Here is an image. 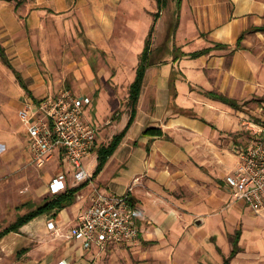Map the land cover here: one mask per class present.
I'll return each mask as SVG.
<instances>
[{"label": "crops", "instance_id": "obj_1", "mask_svg": "<svg viewBox=\"0 0 264 264\" xmlns=\"http://www.w3.org/2000/svg\"><path fill=\"white\" fill-rule=\"evenodd\" d=\"M169 3L176 5L173 13L178 25L161 30L170 15L166 11ZM164 9L156 23L138 114L126 137L72 204L56 216H40L0 240V264H224L233 249L229 236L238 230L242 231L241 251L231 264H243L249 251L260 253V221L250 218L248 212L252 211L242 202L227 206L233 196L226 177L221 180L222 189L217 187L218 178L229 174L218 163H230L231 158L225 156L227 143L237 142L234 135L246 128L249 122L243 121V116L247 114L207 93L234 98L241 104L252 96L264 97V32L253 31V27L264 25V0H182L181 5L177 0H167ZM158 11V0H0V43L6 47L10 38L25 36L30 29L47 28L51 20H75L80 21L96 49L103 50L113 39V49L118 53L135 50L141 56ZM143 20H149L144 32ZM157 35L165 36L158 44ZM242 36V48L236 49ZM23 47L21 42L18 48ZM208 48H213L209 54L191 57ZM0 65L10 68L1 55ZM118 67L117 74H111L114 82L135 80L136 69L127 72L125 62ZM19 85L23 93L13 102L17 115L10 123L0 121V232L41 206L34 204L39 196H57L49 186L64 168L61 156L56 155L41 168L57 173L49 176L48 183L43 187L33 184L23 195L17 193L33 174L23 168H38L32 164L30 139L19 110L29 100L40 101L57 92L37 97L21 81ZM103 98L100 94L96 110L106 101ZM112 105L106 112L115 110ZM89 115L93 120L91 111ZM96 116L103 122L106 114L101 116L96 111ZM129 119L130 111L121 115L117 121L121 127L112 139ZM146 128L162 129L163 133L144 136ZM110 142L99 143L97 138L85 159L91 175L98 164V150ZM9 175L6 187L3 181ZM72 179L70 174L64 192L80 185H71ZM93 187L130 195V203L138 210V243L112 246L108 248L112 252L99 253L95 248L85 251L78 241L54 237L61 229L69 230L79 223ZM12 189L18 196L10 197ZM6 202L12 205L9 216ZM201 219L203 222L198 223ZM50 221L57 223L56 231L49 229Z\"/></svg>", "mask_w": 264, "mask_h": 264}, {"label": "rangeland", "instance_id": "obj_2", "mask_svg": "<svg viewBox=\"0 0 264 264\" xmlns=\"http://www.w3.org/2000/svg\"><path fill=\"white\" fill-rule=\"evenodd\" d=\"M175 8V4L169 3V9H166V11H169L170 15L168 13V20L163 19L161 30L163 27H172L175 23H177L175 26L178 25V21L176 22L177 19L174 17V13L176 12L173 13ZM166 11L162 13L164 14ZM148 24L149 20H143V32L148 28ZM164 35H160V37L157 35V44L165 38ZM21 42H24L25 46L22 50L18 48ZM113 42L112 39V44ZM112 44L103 46V50L96 49L86 37L80 21L55 19L47 23V28L41 30L30 29L25 36L14 37V39L10 38L4 48L14 66V70L20 75L23 85L25 84L27 88L32 91L33 95L43 97L59 89L69 88L78 96L87 93L88 96L91 98L93 97L94 105L91 109V114H93V120L97 121L96 124L99 127V143H109L114 132H117L121 127L120 123L118 124L117 121L120 120L122 114L130 111L129 92L130 86L133 83H130V80L114 82L111 74H117L118 66L121 62H125V70H127V72L133 73L135 69H137V63L139 64L138 60L140 61V55L136 54L135 50L132 52L118 53L113 49ZM19 81L20 79L12 69L0 65V121L5 120L4 122L7 121L10 123L11 119L13 120L17 115L18 108L15 109L13 102L23 93ZM114 93L116 94L115 97H113ZM25 94L27 93L25 92ZM100 94L104 95L106 101L103 98L105 102H103L102 107L96 110V102L100 98ZM113 103L116 106L115 110L113 109V111L106 112L107 108H113ZM242 103H244V107H246L247 114V116H243V121L247 120L249 123L246 124V128H244L242 134L234 135V140L237 139V142L227 143L228 146L225 156L231 158L230 163H218V167H223L226 174L232 172L237 167L239 147L250 143L255 125H264V97L259 98L258 96H252L248 100H243ZM5 105H8V107L6 108ZM96 111L101 116L106 114L103 122L97 118ZM242 137L244 139L241 140V142L238 139ZM92 157L94 156H91V161H93ZM27 169L33 172L31 176L34 177V179L30 177L28 180L29 182L26 181L27 185L17 192L21 195H23L24 192L26 193V191L28 192V190H32L33 184H42L40 186L43 187L45 183H48L50 175L57 174L55 170L51 171L49 167L45 169L40 168L38 170V168H31V165H26L23 170ZM218 171L220 173V170ZM11 176L12 175L4 177V186L7 187L9 185L8 179L11 178ZM224 177L226 176L224 175L223 178H218V188L221 187L222 189L223 184H221V180L225 179ZM70 184H75L73 179L70 181ZM12 191L13 189L10 190V193H12ZM5 192L7 194L9 188H6ZM17 193H12L10 197L13 198V195L18 196ZM50 197L49 194L41 195L33 202L35 205H43ZM234 201V198L230 199L227 206L231 204L235 205L233 203ZM4 207L5 210H7V216H9L10 213H12L8 211L9 207H12L11 202H6ZM247 208L246 211L248 212ZM248 213L251 219L257 218L260 221V231L263 232L260 233V253L254 255L249 251L242 263L264 264V214L256 215L250 211ZM250 225L252 226L253 224ZM67 234L68 228H65L61 229L59 233H56L54 237L60 236L69 240ZM249 236L252 237V231L250 230ZM232 239L233 235L229 236L231 243ZM249 241L251 242V240ZM245 245L249 247L248 244ZM109 252L112 251L108 250L103 253Z\"/></svg>", "mask_w": 264, "mask_h": 264}, {"label": "built area", "instance_id": "obj_3", "mask_svg": "<svg viewBox=\"0 0 264 264\" xmlns=\"http://www.w3.org/2000/svg\"><path fill=\"white\" fill-rule=\"evenodd\" d=\"M93 103L90 96H78L73 90L62 88L40 101H27L19 110L30 139L32 164L43 168L56 155L61 156L64 168L49 186L53 195L67 189L70 174L77 185L93 181L85 165L99 131L89 115ZM237 156V167L226 176V183L236 202L263 215L264 125H255L250 143L240 146ZM48 227L58 229L55 221H50ZM140 235L138 210L130 203V195L106 193L93 187L88 206L79 223L68 230L67 238L78 241L85 251L95 248L103 253L112 246L138 243Z\"/></svg>", "mask_w": 264, "mask_h": 264}, {"label": "trees", "instance_id": "obj_4", "mask_svg": "<svg viewBox=\"0 0 264 264\" xmlns=\"http://www.w3.org/2000/svg\"><path fill=\"white\" fill-rule=\"evenodd\" d=\"M166 1L167 0H158L159 11L158 13L154 15L155 16L154 24L151 27V30L145 42L144 50L140 56V61L136 69L135 80L130 86V92H129L130 94L129 95L130 119L128 121V124L126 125V127L123 129L122 132H120L119 134L113 137L109 145L102 146L98 150V157H97L98 164H97L95 172L93 173L92 179H95L102 172L109 158L118 149V147L120 146V144L122 143L128 131L130 130V128L132 127V125L134 124L136 120L141 94L144 88L147 71L150 66V59H151V53H152V47H153L154 33L156 30V23L161 16L162 10L166 6ZM177 1L179 5L182 4V0H177ZM253 31L264 32V25L253 27ZM242 40H243V36L237 42L235 46L236 49L242 48ZM217 47L228 48V46H222V45H216L215 48ZM212 50L213 48L204 49V50L191 54V57L199 58L203 55L209 54ZM0 55L4 63H6L15 72V74L18 76V78L22 82L20 75L14 70V66L12 65L7 55L6 50L1 43H0ZM207 95L210 96L212 99L219 100L229 105L233 109L246 112V109H245L246 107H244V103L241 104L238 100L234 98H230V97H227L221 94H216V93H211V92H208ZM162 133H163L162 129H158V128H146L143 131L144 136H156V135H162ZM89 184H90V181L81 183L77 187H73L64 193L51 197L45 204L38 206L37 208L31 210L25 215L20 216L15 223L11 224L8 228L0 232V240L7 234L18 232L24 225L30 223L31 221H33L34 219L40 216H43L46 214H52V213L54 216H56L63 208L72 204L76 200L78 193ZM241 237H242V231L238 230L232 239L233 249L230 255L225 258L224 264H231L232 259L236 257L237 254L241 251V247H240Z\"/></svg>", "mask_w": 264, "mask_h": 264}, {"label": "water", "instance_id": "obj_5", "mask_svg": "<svg viewBox=\"0 0 264 264\" xmlns=\"http://www.w3.org/2000/svg\"><path fill=\"white\" fill-rule=\"evenodd\" d=\"M199 222H201V223H202V222H203V221H202V219H201V220H199V221H198V223H199Z\"/></svg>", "mask_w": 264, "mask_h": 264}]
</instances>
